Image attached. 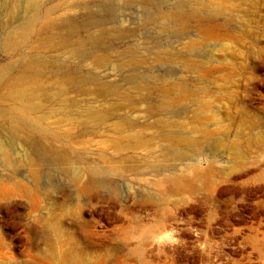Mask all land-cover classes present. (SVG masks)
<instances>
[{
  "label": "rangeland",
  "instance_id": "374dc122",
  "mask_svg": "<svg viewBox=\"0 0 264 264\" xmlns=\"http://www.w3.org/2000/svg\"><path fill=\"white\" fill-rule=\"evenodd\" d=\"M102 1L0 17V264H264V0Z\"/></svg>",
  "mask_w": 264,
  "mask_h": 264
},
{
  "label": "bare ground",
  "instance_id": "6f19581e",
  "mask_svg": "<svg viewBox=\"0 0 264 264\" xmlns=\"http://www.w3.org/2000/svg\"><path fill=\"white\" fill-rule=\"evenodd\" d=\"M131 1V0H130ZM143 4H145V1L140 0ZM41 0H2V4L0 6V17L2 20H4V17H7L11 21L13 20H22L24 18V15H27L28 12L34 11L36 8L39 7ZM140 2V3H141ZM101 8L104 10L109 9V2L107 0L102 1V4H100ZM97 6V5H96ZM98 7V6H97ZM100 7L98 10H100ZM95 8V7H94ZM83 9L86 11V16L81 21L80 25L74 24L70 20H62L58 23V26L61 28H64L67 30L70 28L73 30V26L78 27H87L94 24H99L98 20L95 18V12L90 8L83 6ZM101 9V11H102ZM73 25V26H72ZM100 35H106L105 31L102 29L99 32ZM62 43V42H61ZM68 43H62L60 44V47H66L68 46ZM84 45V44H83ZM80 40L75 42L72 46L71 55L73 57H85L84 48ZM102 62L104 63V60L102 59ZM46 63L44 60L38 58L35 61L32 62L31 65L26 67L24 72L30 71L32 78L27 79L21 77L16 82L13 83L12 89L17 90L19 85H27L29 88L27 90L22 91H15L13 93V98L21 103L24 107L27 109L33 110L35 108L34 101L40 99L41 97L45 101H52L54 99L60 100L64 98V96H67L69 91L73 88L74 84H91L94 88V93L99 94H105L109 91V88L104 85L100 79L97 77L91 75V74H82L80 72H77L73 75H69L66 77L59 78L60 87L54 91L51 92V90L41 84H39L40 81H38L42 75L40 68L45 66ZM56 76H58V72H56ZM134 78L140 79L141 77L134 75ZM68 88V89H67ZM88 116H94L96 115L93 112L86 113ZM17 121L21 122V119H17ZM16 136V132L9 133V136L7 137V141L14 139ZM29 150L33 152L34 154H39L42 161L48 165L56 164V159L53 158L50 155L45 154L43 149L38 146L36 143H29ZM0 153H3V143L0 142ZM62 173H65V171H62ZM48 179L50 178V174H47Z\"/></svg>",
  "mask_w": 264,
  "mask_h": 264
}]
</instances>
